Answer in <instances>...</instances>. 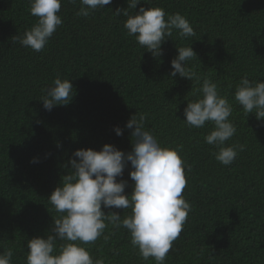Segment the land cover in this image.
Here are the masks:
<instances>
[{"label": "trees", "instance_id": "trees-1", "mask_svg": "<svg viewBox=\"0 0 264 264\" xmlns=\"http://www.w3.org/2000/svg\"><path fill=\"white\" fill-rule=\"evenodd\" d=\"M80 7V0H61L62 24L37 53L11 42L37 22L29 0H0V253L11 249V264H26L28 241L45 237L59 218L47 199L67 174L72 153L100 151L106 144L131 151L132 130L125 125L146 114L145 130L161 147L178 150L186 178L182 195L191 205L164 264H264V121L255 112L246 116L234 100L242 77L264 80V0H141L130 15L160 7L165 19L183 15L196 33L179 39L174 31L157 58L127 35L125 17L112 15L127 8V0H112L88 17L76 15ZM188 46L198 61L187 67L200 84L168 75L176 48ZM57 77L70 80L73 99L46 111L44 89ZM204 79L233 105L229 119L236 133L226 146L244 150L228 166L205 143L211 122L203 128L183 122V110L199 98L194 90ZM130 171L129 164L117 178L127 181L126 196L134 184ZM102 211L121 220L131 214ZM130 239L128 230L108 224L102 237L84 247L104 264H156L152 257L143 260Z\"/></svg>", "mask_w": 264, "mask_h": 264}, {"label": "clouds", "instance_id": "clouds-1", "mask_svg": "<svg viewBox=\"0 0 264 264\" xmlns=\"http://www.w3.org/2000/svg\"><path fill=\"white\" fill-rule=\"evenodd\" d=\"M75 4L76 0H69ZM112 0H80L78 17H88L98 9H104ZM141 0H127V8H117L112 14L123 16V28L134 37L139 46L153 58L162 56V45L177 33L179 39L196 35L190 22L180 13L167 15L160 7H140ZM29 12L37 22L23 36H13L12 43L42 52L49 39L62 24L58 15L61 0H29ZM177 55L170 61L169 77L177 75L200 84V77L187 67V62L197 60L191 46L176 48ZM198 61V60H197ZM194 93L199 98L187 102L183 110V122L190 128H203L211 122L213 130L205 136V143L218 149L215 159L222 165L233 163L243 145L226 146L236 133L229 117L233 105L221 96L218 85L204 79ZM74 95L70 80L57 77L53 86L44 89L42 105L46 111L68 105ZM235 102L246 116L255 112L258 121H264V80L250 81L242 77L234 92ZM146 114L132 116L125 127L132 130L131 151L118 150L113 145H104L100 151L79 149L72 153L59 185L48 197V203L59 214L45 237H33L27 243L26 264H104L103 259H94L84 245L95 243L104 235L108 224L123 227L130 234V242L137 248L143 260L152 257L156 264H164L173 242L180 236L191 205L182 192L186 186L184 163L177 149L161 147L151 131L145 130ZM116 136L123 130L114 128ZM32 162H37L35 158ZM130 164V179L134 182L131 195H125L127 181L122 177ZM105 209H131V214L121 220L113 212L105 215ZM105 221L108 223L106 224ZM107 239V236H104ZM59 241V243H58ZM11 249L0 253V264H11Z\"/></svg>", "mask_w": 264, "mask_h": 264}]
</instances>
